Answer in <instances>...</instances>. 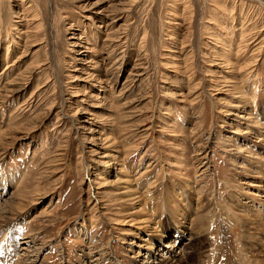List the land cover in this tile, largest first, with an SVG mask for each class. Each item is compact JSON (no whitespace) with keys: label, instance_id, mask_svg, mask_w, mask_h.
Segmentation results:
<instances>
[{"label":"rangeland","instance_id":"374dc122","mask_svg":"<svg viewBox=\"0 0 264 264\" xmlns=\"http://www.w3.org/2000/svg\"><path fill=\"white\" fill-rule=\"evenodd\" d=\"M259 167L264 0H0V264H255Z\"/></svg>","mask_w":264,"mask_h":264},{"label":"bare ground","instance_id":"6f19581e","mask_svg":"<svg viewBox=\"0 0 264 264\" xmlns=\"http://www.w3.org/2000/svg\"><path fill=\"white\" fill-rule=\"evenodd\" d=\"M30 8H31V6H29V7H27V9H24V12L25 11H29L30 10ZM31 11V10H30ZM29 17V16H28ZM37 17V16H36ZM10 36V35H9ZM20 40V39H19ZM19 44V43H18ZM5 47V46H4ZM9 47V46H8ZM8 47H7V49H8ZM14 47V46H13ZM247 118V117H246ZM4 142V141H3ZM253 145V144H252ZM253 147L255 148V145H253ZM252 154V153H251ZM199 155V154H198ZM253 155V154H252ZM256 155V154H255ZM254 156V155H253ZM109 159V158H108ZM255 165V164H254ZM257 167V166H256ZM261 172V167H259V169H258V173H259V175H260V179H259V182H257V185H255L256 186V188L257 187H261V182H263V180H264V176H263V174L262 173H260ZM125 175V174H124ZM258 178H259V176H258ZM155 186V185H154ZM255 186H254V188H255ZM251 187V186H250ZM171 188V187H170ZM238 190L239 191H243V189L244 188H242V185H240V184H238ZM263 188V187H262ZM126 189H128L129 190V187H126L125 186V189L124 190H126ZM149 190V189H148ZM175 190L176 189H173V190H171V192H166V194H165V196L162 198V201H163V203L161 204L160 203V206L158 207V208H160L158 211H163V210H170V211H168L167 213L168 214H170V215H172L173 216V218H175V213H176V210L174 211V209L173 210H171L172 208H169L168 206H167V202H169L171 205H173V206H175V208L178 210V205L176 206L175 205V202L174 201H172V198H169L170 196L171 197H174L175 195H174V192H175ZM257 192H258V195H260V194H262L261 192H259V190H256ZM134 192V191H133ZM256 192V193H257ZM126 192H122L121 194L123 195V194H125ZM176 193V192H175ZM242 193V192H241ZM250 193V192H249ZM179 193H177V195H178ZM134 195V194H133ZM177 195H176V197H177ZM258 195H256V196H258ZM140 196V195H139ZM242 196H244V197H242ZM134 197V196H133ZM135 198H137V197H135ZM135 198H132V200L133 199H135ZM180 198V197H179ZM189 198V197H188ZM243 200V199H247V197H245V195L243 194V195H239V197H238V199H236L235 198V203L233 202V206L234 207H236V205L237 204H241L242 206L241 207H243V209H245V203L243 202H241L240 200L241 199ZM129 200H131V199H129ZM128 200V201H129ZM174 200V199H173ZM180 200V199H179ZM252 200H254V199H252ZM178 201V200H177ZM263 202H256V203H253L252 204V206L250 205V206H246V210H244V211H242V212H244V214H243V216L241 217L242 218V227H244L245 229H246V232L247 233H249V234H251V230H254V231H256V230H260V232L262 233V232H264V230H263V228H264V219H263V215H262V217H259L260 219L259 220H257V221H255V219L253 220V218H252V216H253V213L254 212H257L259 209H257V205H261V206H263L264 204V200H262ZM136 202H139V201H136ZM135 202V203H136ZM237 202V203H236ZM132 203V202H131ZM134 203V202H133ZM183 206V205H182ZM216 207H218V206H216ZM156 208V207H155ZM187 208V207H186ZM221 208V207H220ZM222 208H223V206H222ZM225 208V207H224ZM187 209H189V208H187ZM227 209H229V207L227 208ZM144 210V209H143ZM137 211V210H136ZM157 211V212H158ZM253 212V213H252ZM164 213V212H163ZM211 213V212H210ZM251 213H252V215H251ZM262 213V212H261ZM136 214H138V213H136ZM143 214H144V212H143ZM255 214V213H254ZM256 215V214H255ZM167 216V215H166ZM198 216V215H197ZM215 216V215H214ZM220 218V217H219ZM135 219H137V218H135ZM201 219V218H200ZM258 219V218H257ZM223 220V219H222ZM198 221V220H197ZM201 220H199V222H200ZM203 221H204V219H203ZM220 221V220H219ZM142 222V221H141ZM178 221H175L174 223H175V226L176 225H178V223H177ZM193 222H194V220H193ZM223 222V221H222ZM195 223V222H194ZM203 223V222H202ZM224 224L226 223V222H223ZM205 224V223H204ZM203 225V224H202ZM218 225V224H217ZM161 226V225H160ZM211 226V225H210ZM206 227V229H208L207 228V226H205ZM173 228V227H172ZM172 228H168V227H166V229L164 228L163 230H162V232H161V235L160 236H158L159 237V239H156V240H154V238L156 237V236H154V237H152V239H151V245L150 246H152L153 244H157V243H160L161 242V240L163 239V240H171V239H173V242L176 244L177 243V241L176 240H178V237H179V231L178 230H176V229H172ZM203 228V227H202ZM162 229V228H161ZM200 229V228H199ZM204 229V228H203ZM185 231V230H184ZM182 233H183V231H182ZM246 233V234H247ZM198 234V233H197ZM196 234V236H198ZM176 235V236H175ZM191 235V234H190ZM193 236V235H192ZM195 236V237H196ZM200 237V236H199ZM251 239V238H250ZM260 239V238H259ZM194 240H196V239H194ZM145 241V240H144ZM169 243L168 242V244L166 245V246H164V247H166V248H168V249H170V252L168 251L167 253H169V256H171L172 255V257H174V259H175V264H184V261H183V256H182V258L181 257H177V256H175V252H173V249L175 248L174 247V243ZM167 243V242H166ZM201 244V243H200ZM185 247V246H184ZM188 247H189V245H188ZM196 247V246H195ZM190 248H193V247H191L190 246ZM252 248H254V247H252ZM188 249V248H187ZM196 249V248H195ZM144 250H146L147 251V253L148 252H150L151 253V251L150 250H147L146 248L144 249ZM190 250V249H189ZM252 250V249H251ZM192 251V250H191ZM194 251V250H193ZM174 255V256H173ZM181 255V254H180ZM184 255V254H183ZM250 255V254H249ZM154 256V254L153 253H151V254H149L148 255V258L149 257H153ZM188 257V256H187ZM209 258V257H208ZM201 259V258H200ZM199 259V260H200ZM187 260V259H186ZM205 260V259H204ZM202 261V260H201ZM207 261V260H206ZM197 262V261H196ZM253 262H255V261H253ZM200 263V262H199ZM144 264H149L148 262H145ZM162 264H172L170 261H163L162 262ZM174 264V263H173ZM190 264V263H189ZM196 264H198V263H196ZM201 264V263H200ZM255 264H264V260H258L257 261V263H255Z\"/></svg>","mask_w":264,"mask_h":264}]
</instances>
